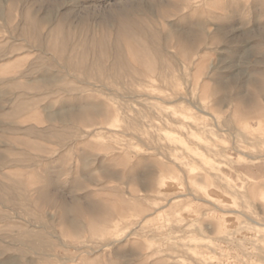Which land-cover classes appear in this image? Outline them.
Wrapping results in <instances>:
<instances>
[{
	"label": "rangeland",
	"instance_id": "obj_1",
	"mask_svg": "<svg viewBox=\"0 0 264 264\" xmlns=\"http://www.w3.org/2000/svg\"><path fill=\"white\" fill-rule=\"evenodd\" d=\"M0 264H264V0H0Z\"/></svg>",
	"mask_w": 264,
	"mask_h": 264
}]
</instances>
